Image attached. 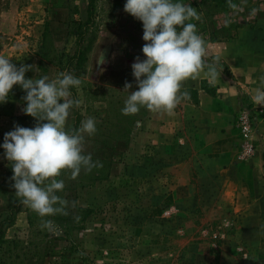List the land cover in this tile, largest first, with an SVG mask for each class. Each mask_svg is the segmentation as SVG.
Masks as SVG:
<instances>
[{
    "label": "rangeland",
    "instance_id": "374dc122",
    "mask_svg": "<svg viewBox=\"0 0 264 264\" xmlns=\"http://www.w3.org/2000/svg\"><path fill=\"white\" fill-rule=\"evenodd\" d=\"M114 1L95 2L87 34L93 47L85 73L77 77L81 86L72 88L81 104L70 110L66 123L67 129H79L83 121L95 119L97 131L84 134L83 154L102 167L82 169L76 179L69 171L57 177L65 183L57 195L69 202L67 214L41 217L24 204L18 208L21 199L2 144L15 125L34 128L36 120L22 111L26 92L19 85L0 103V220L4 209L18 208L15 223L5 230L0 264L39 259L44 264H264V173L255 175L248 160L234 162L188 130L180 134L177 126L165 145L154 143L146 134L152 112L146 108L122 114L129 94L125 82L132 84L129 92L138 87L131 68L135 58L119 50L125 34L118 31ZM239 1L242 14L226 21L256 26L264 0ZM71 5L81 10L74 18L86 20L87 0H0V56L17 67L39 69L26 72V78L55 79L66 71L63 55L76 49L66 26ZM198 14L200 19L191 22L203 36L212 19ZM123 19L143 33L141 21L126 12ZM82 208L91 210L87 218Z\"/></svg>",
    "mask_w": 264,
    "mask_h": 264
},
{
    "label": "clouds",
    "instance_id": "9594fccd",
    "mask_svg": "<svg viewBox=\"0 0 264 264\" xmlns=\"http://www.w3.org/2000/svg\"><path fill=\"white\" fill-rule=\"evenodd\" d=\"M124 11L142 22L146 59L137 56L131 65L138 90L129 92L132 84L125 82L129 94L121 109L123 115H135L141 108L172 115L180 102L189 98V93L182 91L184 81L203 74L214 84L220 77L216 64L206 63L205 40L191 22L200 19L196 8L173 0H127ZM99 62H104L102 56ZM30 70L39 71L33 65L17 67L0 56V103H6L13 87L19 85L26 92L22 111L36 120L34 128L17 124L4 135L2 147L14 173L12 186L21 203L39 216L67 214L69 202L57 195L65 183L57 177L69 171L71 179H76L82 169L90 172L102 167L91 154H83L84 134L96 133V121L88 118L79 129H67L70 110L81 104L70 89L79 88L81 79L68 71L51 80L46 75L26 78ZM250 98L264 106V87L256 88Z\"/></svg>",
    "mask_w": 264,
    "mask_h": 264
},
{
    "label": "crops",
    "instance_id": "0c3cea01",
    "mask_svg": "<svg viewBox=\"0 0 264 264\" xmlns=\"http://www.w3.org/2000/svg\"><path fill=\"white\" fill-rule=\"evenodd\" d=\"M242 12L243 6H240L236 12L209 18L213 27L202 36L206 43V63H215L220 77L214 84H210L203 74L184 81L182 91L194 92L195 96L185 99L179 111L174 109L172 115L151 112L146 134L154 143L165 145L167 138L173 139L176 126L180 134L184 128L194 138L209 143L208 147L219 154H229L235 162L238 161L237 144L241 140L234 126L235 118L242 107L254 106L261 110L254 137L257 150L247 165L257 175L264 173V106L254 104L250 97L256 88L264 87V12L255 14L256 26L230 27L231 36L222 33L218 41H212L210 37L232 23L226 21L228 16ZM240 19H246V16ZM246 193L253 195L255 191Z\"/></svg>",
    "mask_w": 264,
    "mask_h": 264
},
{
    "label": "trees",
    "instance_id": "16d2710c",
    "mask_svg": "<svg viewBox=\"0 0 264 264\" xmlns=\"http://www.w3.org/2000/svg\"><path fill=\"white\" fill-rule=\"evenodd\" d=\"M88 10L86 20H77L74 18L75 15L81 13L80 7L78 5H71L69 10L70 20L66 23L68 27V34L76 38V49L72 54L63 55L67 59L66 71L72 73L75 77L80 76L85 73V64L88 61V54L91 52L93 47V42L87 39V34L94 22V11L96 0H87ZM127 0H115L113 7L117 15L116 18L120 23V29L118 30L120 34H125L122 39V43L119 46V50L123 51L127 58H136L139 55H143L142 47L145 41L142 39L143 33H137L131 30L125 25L123 16L125 14L124 5ZM192 7L196 8L199 13H202L206 18H211L217 15L233 13L240 7L239 0H200L199 2L191 3ZM143 26V25H142ZM228 27L222 32H214L210 37L212 41H218L220 35L223 33L226 37H230L231 34L228 32L230 27H238L236 23H231L227 25ZM48 27V26H47ZM49 29V28H47ZM228 33V34H227ZM117 34V33H116ZM222 36V37H225ZM74 92L73 89H70ZM194 94V92H192ZM195 96V94H194ZM23 204L20 203L18 208ZM18 208L4 209V218L0 220V246L6 242L5 230L13 226L16 221V213ZM81 211L86 212L85 218H87L91 210L81 209ZM1 263V262H0ZM3 263V262H2ZM29 264H44L41 259L36 262L30 261Z\"/></svg>",
    "mask_w": 264,
    "mask_h": 264
},
{
    "label": "built area",
    "instance_id": "2783aa9c",
    "mask_svg": "<svg viewBox=\"0 0 264 264\" xmlns=\"http://www.w3.org/2000/svg\"><path fill=\"white\" fill-rule=\"evenodd\" d=\"M259 112V109L254 106L242 107L235 118L234 126L241 139L237 144L239 161H247L256 153L257 146L254 137Z\"/></svg>",
    "mask_w": 264,
    "mask_h": 264
}]
</instances>
